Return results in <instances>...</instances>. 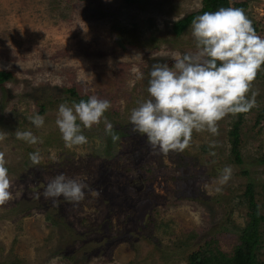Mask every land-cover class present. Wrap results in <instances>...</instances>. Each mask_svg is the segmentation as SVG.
<instances>
[{
	"label": "rangeland",
	"instance_id": "1",
	"mask_svg": "<svg viewBox=\"0 0 264 264\" xmlns=\"http://www.w3.org/2000/svg\"><path fill=\"white\" fill-rule=\"evenodd\" d=\"M241 1L264 37V0H229ZM200 8L201 0H0V71L13 75L0 88V132L7 133L0 152L13 193L0 205V264H186L185 255L209 239L231 252L246 221L240 194L247 183L256 191L264 183V66L251 86L256 106L242 114L241 166L227 140L235 115L218 122L217 135L194 130L187 149L167 154L153 151L130 123L131 110L150 98L152 65L196 53L191 26L176 36L172 25ZM70 87L110 101L104 117L117 142L102 118L90 129L81 125L86 144L66 147L55 120ZM46 102L54 105L37 128L30 118ZM17 130L42 143L16 139ZM37 151L41 161L33 164L29 153ZM226 166L232 175L220 185ZM59 174L99 197L85 189L79 203L45 199ZM262 236L264 262V227Z\"/></svg>",
	"mask_w": 264,
	"mask_h": 264
},
{
	"label": "clouds",
	"instance_id": "2",
	"mask_svg": "<svg viewBox=\"0 0 264 264\" xmlns=\"http://www.w3.org/2000/svg\"><path fill=\"white\" fill-rule=\"evenodd\" d=\"M191 34L196 53L178 56L171 66L153 64L147 88L150 98L133 108L130 114L133 131L143 134L152 150L162 154L183 152L189 147L194 130L217 135L220 120L229 114L247 113L256 106L258 92L252 91L251 86L264 66V37L257 35L244 10L221 7L217 11H206L193 19ZM133 58L142 59V55L136 53ZM110 107V101L95 95L86 101H74L71 106L61 103L55 123L66 147L86 144L88 140L82 134L81 125L90 129L100 124L102 118L106 133L117 142L119 135L104 117ZM30 121L40 128L44 117L37 114ZM6 135L0 132V140ZM15 137L33 145L42 143L31 131L17 130ZM29 159L39 164L41 156L37 151L29 153ZM6 163L5 153L0 152V205L13 198ZM231 175V166H226L218 183L226 184ZM85 189L93 197L100 195L83 181L59 174L48 182L43 196L54 202L63 197L79 203L85 198ZM40 195L36 193L34 198L39 199ZM50 264H55V258Z\"/></svg>",
	"mask_w": 264,
	"mask_h": 264
},
{
	"label": "trees",
	"instance_id": "3",
	"mask_svg": "<svg viewBox=\"0 0 264 264\" xmlns=\"http://www.w3.org/2000/svg\"><path fill=\"white\" fill-rule=\"evenodd\" d=\"M136 1V0H134ZM246 2H235L230 4L229 0H201V8L195 13L186 15L185 17L175 21L172 25V31L176 36H180L189 26L192 21L198 15L203 14L206 11H217L221 7H235L244 10L247 15ZM256 32L259 30L253 24ZM13 75L9 71H0V88L6 83L10 82ZM67 96L63 101L57 102V104L65 103L72 104V102H79L80 100H87L89 97L81 95L75 87L66 89ZM54 104L46 102L45 104H39V114L44 115L48 109H51ZM234 122L230 125V130L227 132V140L231 145L230 153L233 155L232 163L236 166H241L243 163L239 146L241 144V123L242 114L235 115ZM264 116V111L261 113L260 118ZM206 151V150H205ZM260 164H264V157L258 161ZM247 176L246 172H243ZM259 192V193H257ZM247 203V214L244 227L241 229L240 234L237 236L236 244L230 253L221 251V248L217 245L215 239H209L205 242V245L197 249L196 251L185 255L184 261L186 264H264L259 258V253L262 249V231L264 227V183L261 185V191H256L254 183H247L244 190L240 194ZM258 198H261L262 204L259 206ZM109 262V261H108Z\"/></svg>",
	"mask_w": 264,
	"mask_h": 264
}]
</instances>
